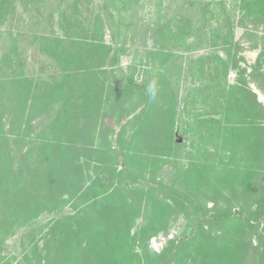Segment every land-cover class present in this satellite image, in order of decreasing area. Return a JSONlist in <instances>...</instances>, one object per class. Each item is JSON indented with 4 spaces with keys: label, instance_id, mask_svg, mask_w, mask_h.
Masks as SVG:
<instances>
[{
    "label": "rangeland",
    "instance_id": "rangeland-1",
    "mask_svg": "<svg viewBox=\"0 0 264 264\" xmlns=\"http://www.w3.org/2000/svg\"><path fill=\"white\" fill-rule=\"evenodd\" d=\"M257 186L264 0H0V264H262Z\"/></svg>",
    "mask_w": 264,
    "mask_h": 264
},
{
    "label": "trees",
    "instance_id": "trees-1",
    "mask_svg": "<svg viewBox=\"0 0 264 264\" xmlns=\"http://www.w3.org/2000/svg\"><path fill=\"white\" fill-rule=\"evenodd\" d=\"M121 85L124 86V87H126V88H135V89H137L139 91H142V93L145 94V96H146V103L148 102V100H149V93H148V91L146 89V86L144 84L137 83V82H135L132 79H128L124 83H122ZM249 98H251V99L253 98V101H251V104H249V108H255V107L260 106V104L257 102L256 95L255 94H252V96L250 95ZM258 123H259V125H263V122H258ZM253 128H257V127H253ZM257 188L258 189H255V191H256V193L259 196H262L261 199L263 201L261 200L262 202L257 207V209L255 210V213L252 216H250V218H249V216L247 218L248 221H252L253 224H261V223L264 222V197H263L264 196V188L261 189L258 186H257ZM226 211L227 212H225V214L222 217H220V221H223V222H226V223H230V222H233L235 219H237L236 216H235L236 215L235 214L236 212L235 213L232 212V209L229 208ZM259 236H261V235L259 234ZM263 238L264 237H261V240L263 241V246L260 245L259 247H254L252 245V247H254L256 250L257 249H263L262 250V253H261V258L260 259H262V257H264V240H263ZM188 243H189L188 241L186 243L184 242V244H188ZM186 247L187 246H185L184 248H186ZM262 264H264V263H262Z\"/></svg>",
    "mask_w": 264,
    "mask_h": 264
}]
</instances>
